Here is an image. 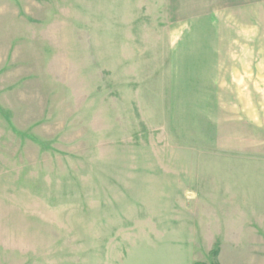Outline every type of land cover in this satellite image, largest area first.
Listing matches in <instances>:
<instances>
[{
  "label": "rangeland",
  "instance_id": "1",
  "mask_svg": "<svg viewBox=\"0 0 264 264\" xmlns=\"http://www.w3.org/2000/svg\"><path fill=\"white\" fill-rule=\"evenodd\" d=\"M252 11L0 0V264H264L262 130L254 159L184 148L187 63L263 57Z\"/></svg>",
  "mask_w": 264,
  "mask_h": 264
},
{
  "label": "crops",
  "instance_id": "2",
  "mask_svg": "<svg viewBox=\"0 0 264 264\" xmlns=\"http://www.w3.org/2000/svg\"><path fill=\"white\" fill-rule=\"evenodd\" d=\"M234 1L253 10L251 19L243 20L240 28L264 31V19L255 18V14L264 18V0ZM255 7L262 12H255ZM209 47L211 56L192 57L185 69L190 74L185 75L184 148L221 149L219 152L254 159L250 152L255 154L257 130H262L260 142L264 144V56L257 57L254 51L224 56L217 51L218 43Z\"/></svg>",
  "mask_w": 264,
  "mask_h": 264
},
{
  "label": "trees",
  "instance_id": "3",
  "mask_svg": "<svg viewBox=\"0 0 264 264\" xmlns=\"http://www.w3.org/2000/svg\"><path fill=\"white\" fill-rule=\"evenodd\" d=\"M218 255H219V249L216 248V249H214V250L212 251V256L215 257V258H217Z\"/></svg>",
  "mask_w": 264,
  "mask_h": 264
}]
</instances>
